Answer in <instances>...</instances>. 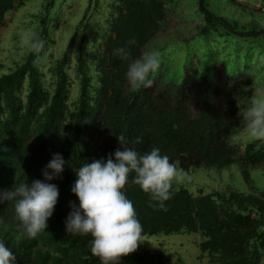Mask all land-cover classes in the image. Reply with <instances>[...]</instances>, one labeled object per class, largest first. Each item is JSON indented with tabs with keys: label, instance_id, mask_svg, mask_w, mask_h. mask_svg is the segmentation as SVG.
<instances>
[{
	"label": "trees",
	"instance_id": "obj_1",
	"mask_svg": "<svg viewBox=\"0 0 264 264\" xmlns=\"http://www.w3.org/2000/svg\"><path fill=\"white\" fill-rule=\"evenodd\" d=\"M209 0H197L206 26L225 36L257 39L264 27L246 29L209 9ZM22 0H0V27L7 12ZM52 5V0L47 8ZM108 28L100 36L93 60H88L82 35L76 48L75 71L79 96L68 111V75L65 66L75 43L71 37L53 65L54 88L50 94L36 65L48 44L44 20L37 36L44 41L39 54L28 50L25 60L0 76V193L20 183L44 180L42 169L53 153H61L63 172L49 183L58 186L59 196L46 231L29 239L23 233L14 201L0 202V240L16 254V264H101L90 251V235L66 234L65 219L70 203L79 204L71 192L75 169L92 159L105 160L120 147L143 154L159 147L177 167H223L237 163L249 181L248 168L264 165V140L249 138L243 148L230 139L239 124L238 96L243 82L238 72L220 74L215 67L197 73L188 61L179 79L164 80L162 87L127 89L129 61L114 49L129 46L133 59L157 31L164 18L161 0H117ZM222 30V31H219ZM94 69V70H93ZM26 80V95L20 94ZM114 159V158H113ZM134 175V174H132ZM143 226L142 235L198 233L200 256L210 264H260L264 252V193L233 190L200 191L193 194L175 185L164 208L152 207L148 194L138 185L125 186ZM163 251L139 250L121 256L119 264H168Z\"/></svg>",
	"mask_w": 264,
	"mask_h": 264
},
{
	"label": "rangeland",
	"instance_id": "obj_2",
	"mask_svg": "<svg viewBox=\"0 0 264 264\" xmlns=\"http://www.w3.org/2000/svg\"><path fill=\"white\" fill-rule=\"evenodd\" d=\"M22 0V4L10 10L0 27V76L15 69L25 60L28 49L21 42L25 31L37 34L41 19L46 30V45L40 61L36 64L41 72L45 89L51 94L54 88L53 65L71 37L75 43L71 48V58L65 66L68 75V111L72 112L79 96V79L75 71V57L78 43L85 34L88 60L95 57L94 49L100 44L101 34L108 28L113 5L117 0ZM165 16L157 31L142 46L140 56L148 50H159L162 62L152 74V90L162 87L164 80L179 79L183 65L190 61L197 73L208 66H216L220 74L238 72L243 82L238 103L242 113L250 99L264 95V37L257 39L225 36L211 31L204 23L197 9V0H161ZM253 6L257 0H241ZM262 3V0H258ZM209 9L225 16L231 22L246 29L259 26L253 14L255 9L237 0H209ZM222 31V30H219ZM94 70V69H93ZM26 80L20 94L26 95ZM132 88L127 83V89ZM239 113V124L232 129L230 139L243 148L251 138ZM177 165V164H176ZM249 181L242 175V167L232 163L220 168L197 167L184 170V185L193 194L200 191L233 190L240 193L262 195L264 193V165L247 169ZM261 197V196H260ZM145 241L138 245L139 250L163 251L169 256L168 264H210L208 255H201L198 233L143 235ZM260 264H264V253Z\"/></svg>",
	"mask_w": 264,
	"mask_h": 264
},
{
	"label": "clouds",
	"instance_id": "obj_3",
	"mask_svg": "<svg viewBox=\"0 0 264 264\" xmlns=\"http://www.w3.org/2000/svg\"><path fill=\"white\" fill-rule=\"evenodd\" d=\"M21 42L36 54L44 48V41L30 30L22 34ZM135 43V38L130 39L126 46L114 49V54L129 61L125 74L129 85L134 89L148 88L153 83L152 74L161 65L162 53L148 50L140 58L133 59L129 46ZM240 115L249 136L264 140V95L250 99ZM118 140L120 147L106 160L92 159L75 169L76 179L70 190L79 204L70 203L71 211L64 221L66 234L92 237L90 251L101 264H119L121 256L136 251L145 241L143 226L133 201L125 194V186L138 185L148 194L150 206L164 208L173 195L175 184L183 181L186 175L159 147L154 146L141 154L134 146H128L123 136ZM64 164L62 154L53 153L42 169L43 181L20 183L12 191L0 193V202L14 201L15 214L29 239L46 231L47 220L53 215L59 196L58 186L47 181L58 177ZM16 257L0 240V264H16Z\"/></svg>",
	"mask_w": 264,
	"mask_h": 264
},
{
	"label": "crops",
	"instance_id": "obj_4",
	"mask_svg": "<svg viewBox=\"0 0 264 264\" xmlns=\"http://www.w3.org/2000/svg\"><path fill=\"white\" fill-rule=\"evenodd\" d=\"M237 1L241 4V7H244V5H246L248 7H251L252 9H255L253 14L259 20V26H256L255 28L264 27V0H262V3L257 0V3H255L253 6L250 2L249 4H247L241 0Z\"/></svg>",
	"mask_w": 264,
	"mask_h": 264
}]
</instances>
